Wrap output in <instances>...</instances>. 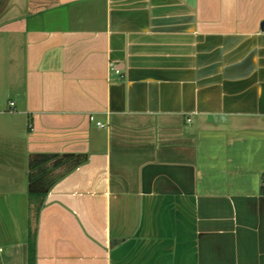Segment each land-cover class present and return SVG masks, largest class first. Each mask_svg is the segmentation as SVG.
Returning a JSON list of instances; mask_svg holds the SVG:
<instances>
[{"label": "crops", "instance_id": "0c3cea01", "mask_svg": "<svg viewBox=\"0 0 264 264\" xmlns=\"http://www.w3.org/2000/svg\"><path fill=\"white\" fill-rule=\"evenodd\" d=\"M263 20L0 0V264H264Z\"/></svg>", "mask_w": 264, "mask_h": 264}, {"label": "trees", "instance_id": "16d2710c", "mask_svg": "<svg viewBox=\"0 0 264 264\" xmlns=\"http://www.w3.org/2000/svg\"><path fill=\"white\" fill-rule=\"evenodd\" d=\"M29 264H35L36 259V243L35 236L29 233Z\"/></svg>", "mask_w": 264, "mask_h": 264}, {"label": "built area", "instance_id": "2783aa9c", "mask_svg": "<svg viewBox=\"0 0 264 264\" xmlns=\"http://www.w3.org/2000/svg\"><path fill=\"white\" fill-rule=\"evenodd\" d=\"M112 68H113L117 73H120V72H121L120 69L117 68L116 66H113ZM11 104H14V102H12ZM92 119H93V117H92ZM98 124H99L100 126H104V123H102L101 121H98Z\"/></svg>", "mask_w": 264, "mask_h": 264}, {"label": "water", "instance_id": "95a60500", "mask_svg": "<svg viewBox=\"0 0 264 264\" xmlns=\"http://www.w3.org/2000/svg\"><path fill=\"white\" fill-rule=\"evenodd\" d=\"M261 26H262V29L264 30V20L262 21Z\"/></svg>", "mask_w": 264, "mask_h": 264}]
</instances>
